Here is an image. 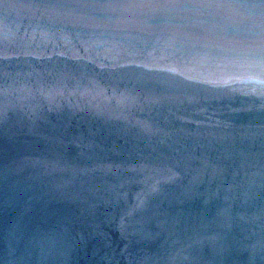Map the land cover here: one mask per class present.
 Returning <instances> with one entry per match:
<instances>
[{
	"label": "water",
	"instance_id": "water-1",
	"mask_svg": "<svg viewBox=\"0 0 264 264\" xmlns=\"http://www.w3.org/2000/svg\"><path fill=\"white\" fill-rule=\"evenodd\" d=\"M0 264H264V0H0Z\"/></svg>",
	"mask_w": 264,
	"mask_h": 264
}]
</instances>
